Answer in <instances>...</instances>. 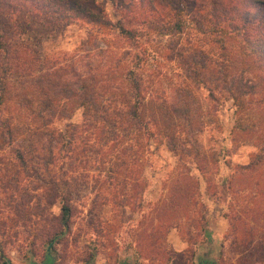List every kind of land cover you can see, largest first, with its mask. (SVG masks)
I'll use <instances>...</instances> for the list:
<instances>
[{
  "label": "trees",
  "instance_id": "1",
  "mask_svg": "<svg viewBox=\"0 0 264 264\" xmlns=\"http://www.w3.org/2000/svg\"><path fill=\"white\" fill-rule=\"evenodd\" d=\"M20 1L0 0V11ZM140 3L138 19L122 14L114 21L94 0H41L40 9L33 7L29 14L44 22L75 21L88 31L111 30L128 44L115 66L71 82L51 78L40 68L32 75L40 58L22 37L30 28L18 19L7 25L0 17V196L10 199L5 205L16 220L24 221L23 206L32 202L27 215L43 221L32 230L30 242L44 245L39 264L54 263L50 251L68 230L66 184L87 177L76 172L79 168L89 165L102 176L100 183L120 179L133 196L135 167H148L162 144L175 161L163 182L172 190L150 204L142 218L149 232L144 229L137 238L144 244L131 241L133 254L148 257L142 249L158 250L165 234L183 229V222L193 225L198 236L205 224L196 192L199 180L205 188L212 184L221 152L197 138L207 133L211 141L220 132L217 112L226 102L232 109L231 144L250 143L256 150L221 182L231 202L238 201L246 181L254 187L262 181L264 188V0ZM155 36L161 44L153 42ZM76 109L81 110L79 124L67 121ZM54 121H65L63 128ZM55 204L58 215L50 211ZM15 227L2 232L6 241L16 235Z\"/></svg>",
  "mask_w": 264,
  "mask_h": 264
},
{
  "label": "rangeland",
  "instance_id": "2",
  "mask_svg": "<svg viewBox=\"0 0 264 264\" xmlns=\"http://www.w3.org/2000/svg\"><path fill=\"white\" fill-rule=\"evenodd\" d=\"M94 1L111 21L122 14L125 15L123 19H128L127 15L138 19L142 12L140 0H113V3L111 0ZM167 1L171 4V0ZM40 4L41 0H21L11 3L10 7L2 6L0 11V17L7 25L14 24L18 19L30 28L22 37L28 44L34 45L40 58V62L32 67V75L39 73L37 70L40 68L41 72L49 73L51 78L71 82L77 75H96L112 68L117 62V55L129 50L128 44L114 31L92 32L79 22L65 25L55 20L44 22L39 15L31 16L29 13L33 7L40 9ZM13 6H16L14 10ZM9 12H13L16 18H8ZM156 39L155 36L153 42L161 44ZM200 94L204 95L203 92ZM231 112L229 102L224 103L217 112L220 132L213 134L211 141L207 133L197 138L200 144L221 152L218 172L212 184L205 188L199 180L196 192L203 206L205 224L198 236H195L193 225L183 222V229H170L165 234V244L159 246L158 250L156 247L155 250L143 248V253L149 251L148 257H136L133 254L131 241L142 245L145 242H138L137 238L141 233L144 234V229L146 234L149 232L142 218L151 208L150 204L172 190L168 182L165 185L163 182L171 173L175 161L162 144L150 156L148 167H135L137 179L133 196L130 187L123 186L120 179L110 183L104 178L103 183H100L102 176L96 174L89 165L85 166L87 171L80 168L76 171L81 174L87 172V177L66 184L71 195L69 227L50 251L54 257L53 264H196L204 258L215 264H264V250L260 254L264 248L262 181L254 187L245 180L244 184L248 187L243 185L235 202L229 200L228 190L221 182L222 177L231 174L235 166L245 165L256 150L250 143L231 144ZM67 121L79 124L81 110H74ZM63 122L54 121V126L63 128ZM91 142L92 139H87L88 144ZM67 171L72 173L71 168H67ZM190 173L197 176L193 168ZM0 199V251L3 252L0 264L4 259L8 260V264H28V260L39 264L44 245L32 247L30 242L32 230L36 225L41 227L43 221L27 215V212L31 214L28 209L32 202L24 204L26 214L21 222L15 219L11 207L9 210L5 205L10 199L1 196ZM50 211L58 215L59 205L55 204ZM13 224L16 227L11 229L17 233L10 241H6L2 232H6ZM30 250H33V255H30Z\"/></svg>",
  "mask_w": 264,
  "mask_h": 264
},
{
  "label": "flooded vegetation",
  "instance_id": "3",
  "mask_svg": "<svg viewBox=\"0 0 264 264\" xmlns=\"http://www.w3.org/2000/svg\"><path fill=\"white\" fill-rule=\"evenodd\" d=\"M196 264H215V262H213L212 260H209L207 258L201 259L200 261H198Z\"/></svg>",
  "mask_w": 264,
  "mask_h": 264
}]
</instances>
